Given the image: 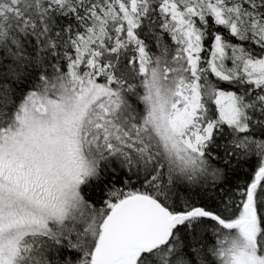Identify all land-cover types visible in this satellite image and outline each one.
Segmentation results:
<instances>
[{
	"label": "snow or ice",
	"instance_id": "1",
	"mask_svg": "<svg viewBox=\"0 0 264 264\" xmlns=\"http://www.w3.org/2000/svg\"><path fill=\"white\" fill-rule=\"evenodd\" d=\"M0 264H264V0H0Z\"/></svg>",
	"mask_w": 264,
	"mask_h": 264
}]
</instances>
